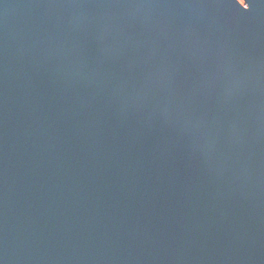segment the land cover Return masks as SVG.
<instances>
[{"label": "water", "instance_id": "95a60500", "mask_svg": "<svg viewBox=\"0 0 264 264\" xmlns=\"http://www.w3.org/2000/svg\"><path fill=\"white\" fill-rule=\"evenodd\" d=\"M0 264H264V0H0Z\"/></svg>", "mask_w": 264, "mask_h": 264}]
</instances>
